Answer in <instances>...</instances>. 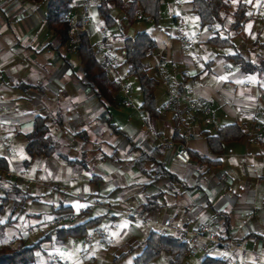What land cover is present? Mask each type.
<instances>
[{"label": "crops", "instance_id": "crops-1", "mask_svg": "<svg viewBox=\"0 0 264 264\" xmlns=\"http://www.w3.org/2000/svg\"><path fill=\"white\" fill-rule=\"evenodd\" d=\"M243 1L245 24L230 46L217 48L207 44L212 31L199 26L189 0H161L156 24L139 12L128 24L119 10L110 9L115 24L109 28L96 16L95 0H85L92 19L85 32L89 45L107 78L119 85L108 104L82 79L76 37L61 43L46 26L44 2L0 0V134L10 151L9 171L20 174L17 186L33 197L23 204L21 221L0 227V240L21 236L30 242L31 221L42 237L49 223L72 226L99 217L88 233L103 227L105 238H94L86 251L79 247L81 238L53 241L49 245L58 254L50 262L44 257L50 247L44 241L37 264H111L114 255L143 242L150 231L160 233L163 221L170 219L167 235L206 224L219 234L233 235L248 251L240 259L235 252L212 247L204 254H187L182 264H200L204 257L221 264H264V80L256 72H241L228 58L238 54L251 62L264 61V0L257 6ZM79 3L73 0L68 25L79 24ZM141 31L155 43L143 64L156 82L158 115L147 121L135 78L127 82L131 77L125 75L121 50L123 36ZM177 38L190 40L191 48ZM169 89L176 98L166 106ZM124 98L131 106L120 105ZM205 113L214 117L211 125L203 124ZM36 116L45 119L54 150L48 157L28 159L24 136ZM231 124L239 126L243 137L211 154L205 136ZM173 133L179 141H172ZM168 142L184 145L190 160L181 165L164 148L157 163L172 178L153 181L134 161L140 152ZM0 156L5 157L1 143ZM155 166L147 163L145 169ZM150 196L157 208L145 214L142 205ZM95 202L100 205L93 207ZM43 214L50 217L41 219ZM110 246L117 252L109 253ZM138 253L126 255V264ZM152 264H168V258L161 254Z\"/></svg>", "mask_w": 264, "mask_h": 264}, {"label": "trees", "instance_id": "trees-1", "mask_svg": "<svg viewBox=\"0 0 264 264\" xmlns=\"http://www.w3.org/2000/svg\"><path fill=\"white\" fill-rule=\"evenodd\" d=\"M45 3V24L56 35L60 42L67 41L68 21L64 14L73 5V0H40ZM161 0H95L94 12L101 19L103 26L109 28L115 24L110 16V9L119 10L125 17L128 24L135 21V15L141 13L156 24L159 17ZM235 1V8L231 11V2ZM193 14L196 16L199 26H208L212 35L207 44L217 48H224L231 45V40L240 32L246 22L247 6L243 0H189ZM262 5V4H261ZM264 7V5H262ZM223 33V36L221 35ZM76 55L81 66L82 79L89 85L97 97L106 103L114 101L113 93L118 89V83L107 78L104 67L98 63L96 54L90 47L86 33L79 34L75 39ZM155 49V43L149 34L141 31L134 36L122 37V52L124 64H126V76L134 77L138 91L141 95L139 108L144 112L145 119L150 120L157 117L158 109L155 104L154 89L155 80L147 74V67L143 64L144 59ZM236 67L243 73L256 72L264 80V61L251 62L245 57L234 54L228 57ZM175 132V131H174ZM174 134V133H173ZM244 132L236 124L219 127L212 135L205 136L206 146L211 154H219L222 145L242 138ZM24 152L28 159L32 157H48L53 153L54 144L48 135V128L44 118L36 116L33 119L31 130L24 136ZM172 141L177 142L179 138L174 135ZM164 147L159 145L148 152H140L134 163L145 175L151 176L152 180L171 179L162 165L157 163L163 157ZM209 162L207 159H201ZM147 163H155L152 171H147ZM214 164V162L209 163ZM9 163L5 157L0 156V217L2 226H9L17 219L13 218V211L33 197L28 196L16 184L15 178H7ZM157 202L154 196L145 197L142 211L149 214L156 210ZM63 210V209H61ZM8 213L6 214V212ZM54 212H58L55 210ZM99 224V217L88 219L72 226L50 227L42 237L35 241L28 242L26 237L15 238L11 243L0 241V264H37L36 251L43 253L41 244L44 241L61 243L67 238H83L88 234L91 227ZM139 249V253L132 257L131 264H152L164 254L168 258V264H182L186 255L187 247L181 242L177 235H162L153 231L148 232L143 242L130 245L125 251L114 255L111 264H120L123 258ZM200 264H221L219 260L204 257Z\"/></svg>", "mask_w": 264, "mask_h": 264}, {"label": "built area", "instance_id": "built-area-1", "mask_svg": "<svg viewBox=\"0 0 264 264\" xmlns=\"http://www.w3.org/2000/svg\"><path fill=\"white\" fill-rule=\"evenodd\" d=\"M262 5H264V2H261ZM79 10H80V22L77 26L69 25L68 29V36L70 38H75L81 33H85L87 30V26L91 23V15L89 13V8L87 4L85 3V0H80L79 3ZM71 16V12L67 11L64 14V19H69ZM135 18H138V14L135 15ZM178 42L182 43L187 49L191 48L192 42L190 40L186 39H181L177 38L176 39ZM122 92L124 95L127 93V89L124 87L122 88ZM176 98V94L173 90L169 89L167 92V102L166 106H169L174 102ZM120 105L129 107L131 106V103L128 98H124L121 102ZM192 112L195 113V109L192 108ZM206 114V118L203 120L204 125H211L214 121V117L212 115ZM256 141H261L262 138L260 136H256L255 138ZM0 143L2 144L3 151L5 158H9L10 151L7 148V140L2 137L0 134ZM135 146L138 147L139 143H135ZM164 148L166 150H172V157L173 159L181 164L185 165L189 162L190 157L188 154V151L184 145L181 144H173L171 142L165 143ZM6 177L7 178H15L19 179L21 176L18 172L15 171H7L6 172ZM100 203L95 202L92 203L93 207L99 206ZM261 208L264 209V204L261 205ZM170 219H166L163 221L161 224V231L160 234L166 235L167 231L170 230ZM51 227H57L59 226L57 222H52L50 223ZM175 234L179 238V240L183 243H185L187 247V254H194V253H200L204 254L207 253L208 250L212 247H216L219 249H223L226 251H231L235 252L237 256L240 259H243L248 251L246 250L245 245L237 240L233 235L231 236H225L222 234H219L211 228L206 225V224H200L196 225L190 228H185V229H179L175 230ZM106 237V232L102 229H93L90 233L86 234L82 239L80 243L81 249H87L88 247L91 246L94 238H105ZM261 257L264 259V249L261 252Z\"/></svg>", "mask_w": 264, "mask_h": 264}, {"label": "rangeland", "instance_id": "rangeland-1", "mask_svg": "<svg viewBox=\"0 0 264 264\" xmlns=\"http://www.w3.org/2000/svg\"><path fill=\"white\" fill-rule=\"evenodd\" d=\"M235 1H232L231 2V6H230V9H231V11L232 10H234V8H235ZM257 4H259V0H253V5L254 6H257ZM94 20V19H93ZM130 81H135L134 80V78H129L128 79V83H130ZM24 210L25 209H20V208H18V209H16V210H14L13 211V218H16L17 219V222H19V221H21L23 218H24ZM96 212H99L98 210H94V209H92L91 210V213H93V214H95ZM50 216H48V215H45V214H43V215H41V219H48ZM35 224H36V221H31V226L33 227L32 228V232H31V238H30V240L31 241H35V240H37L38 238H40V234H36V232H35ZM48 226L49 227H51L50 226V223L48 224ZM100 226V225H99ZM101 226H102V224H101ZM96 228H98V227H96ZM95 228V229H96ZM98 229H103L104 231H105V229L103 228V227H99ZM106 232V231H105ZM14 239L12 238V239H9V240H7V241H1V243H11L12 241H13ZM75 241H76V243L78 242V240L77 239H75ZM52 242H53V240H51V242H48V245L49 244H51L52 245ZM50 246V245H49ZM79 247H80V243H79ZM81 248V247H80ZM90 248V247H89ZM89 248H87V249H89ZM87 249H83V251H86ZM117 249H116V247L115 246H110L109 248H108V251H109V253H115V252H117L116 251ZM91 251V250H90ZM36 254H37V257H41V254L42 253H40L39 252V250L38 251H36ZM58 254V250L55 252V250H54V248H53V246H50L46 251H45V253H44V257L47 259V261L48 262H50L51 260H52V258L53 257H55L56 255ZM210 255H212L213 256V253H211ZM130 257H132V255H130ZM54 264H56V261H55V263ZM120 264H126V262H125V260L123 259L122 261H121V263Z\"/></svg>", "mask_w": 264, "mask_h": 264}]
</instances>
